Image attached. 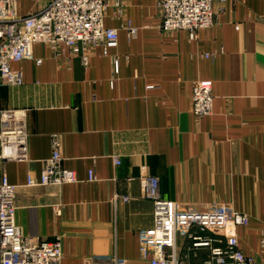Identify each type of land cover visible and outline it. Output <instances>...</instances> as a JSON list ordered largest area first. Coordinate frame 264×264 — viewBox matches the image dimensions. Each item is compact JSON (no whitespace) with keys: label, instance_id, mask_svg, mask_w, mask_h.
Masks as SVG:
<instances>
[{"label":"crops","instance_id":"obj_1","mask_svg":"<svg viewBox=\"0 0 264 264\" xmlns=\"http://www.w3.org/2000/svg\"><path fill=\"white\" fill-rule=\"evenodd\" d=\"M47 2L17 0L18 14ZM213 8L215 24L190 37L159 30L156 0H108L104 26L118 38L107 55L96 46L65 59L35 44L31 60L12 65L22 84L0 86V110L26 111L27 159L1 169L15 187L21 234L60 236L61 264H148L139 235L153 226L154 203L141 193V176L156 177L161 198L181 210L245 214L238 247L264 264V0H213ZM204 79L212 112L197 117L191 87ZM53 135L76 182L39 183ZM28 176L37 184L27 186ZM191 245L177 235V264L207 259V248Z\"/></svg>","mask_w":264,"mask_h":264},{"label":"built area","instance_id":"obj_2","mask_svg":"<svg viewBox=\"0 0 264 264\" xmlns=\"http://www.w3.org/2000/svg\"><path fill=\"white\" fill-rule=\"evenodd\" d=\"M115 6L118 0H113ZM224 2V0H220ZM108 0H48L37 12L18 14L17 0H0V86H20L22 73L12 65L32 59V47L42 44L57 57L69 58L81 50L102 47L103 55L117 42V30L104 26V12ZM161 16L159 30H185L194 36L198 30L215 24L213 0H156ZM129 37L135 29L128 25ZM88 61L82 56L83 64ZM39 63L40 61H36ZM118 70L114 61V72ZM212 82H193L190 109L202 117L212 112ZM27 159L26 111L0 110V264H61L62 242L60 236L51 242L38 241L21 234L14 220L15 187L8 183L1 169L5 161ZM60 141L51 138V154L44 161L40 184H66L76 182L73 171L62 168ZM118 164V161L115 160ZM87 180L94 181L92 170ZM141 193L154 203L153 226L139 235L140 257L148 264H177L176 238L178 234L192 242V248H207L209 255L202 264H257L238 247L235 229L246 226L245 214L222 210H181L178 204L163 200L159 182L154 176L139 178ZM27 186L37 182L27 177ZM127 201V197H122ZM211 235V236H210ZM88 264H117L114 258L90 260Z\"/></svg>","mask_w":264,"mask_h":264}]
</instances>
